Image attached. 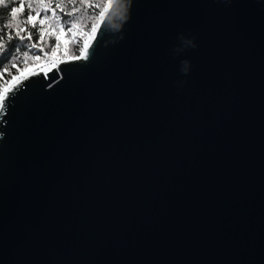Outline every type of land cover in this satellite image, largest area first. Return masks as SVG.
I'll return each mask as SVG.
<instances>
[{"label":"water","instance_id":"1","mask_svg":"<svg viewBox=\"0 0 264 264\" xmlns=\"http://www.w3.org/2000/svg\"><path fill=\"white\" fill-rule=\"evenodd\" d=\"M122 32L4 93L0 264H264V0H133Z\"/></svg>","mask_w":264,"mask_h":264},{"label":"snow or ice","instance_id":"2","mask_svg":"<svg viewBox=\"0 0 264 264\" xmlns=\"http://www.w3.org/2000/svg\"><path fill=\"white\" fill-rule=\"evenodd\" d=\"M4 0H0L3 4ZM27 8V16L20 22H17V14L21 13ZM112 7L111 0H104L103 5L99 0H34V2L25 3L19 2L18 6L10 8L9 19L0 27V54H5L7 51V44L13 41L28 42V47L39 48L44 56H55L61 44L67 47L74 44L80 53V56H73V59L87 58L86 50L89 47V42L92 36L97 31L100 24H103L106 15ZM89 9L94 10L91 17V33L82 31L84 14ZM98 10V11H95ZM77 13L81 15L77 16ZM36 30L37 38L33 39V31ZM45 35H48L50 42L48 49L45 50ZM7 42V44H6ZM82 43V47L80 46ZM23 57L27 58L28 53H22ZM21 59L20 56H14L11 59V68H16V62ZM33 59L39 60L41 56H36ZM27 60L25 59V64ZM51 67H56L55 60L52 61ZM9 68L4 67L0 72V76L8 73ZM32 73H29L31 75ZM55 75V73H53ZM17 75H11L10 81L19 83ZM9 81H6L8 83ZM4 95L0 93V105L3 104Z\"/></svg>","mask_w":264,"mask_h":264},{"label":"trees","instance_id":"3","mask_svg":"<svg viewBox=\"0 0 264 264\" xmlns=\"http://www.w3.org/2000/svg\"><path fill=\"white\" fill-rule=\"evenodd\" d=\"M19 2L25 3V6L27 3L34 2V0H4L3 4H0V27H2L3 23H6L11 17L9 16L10 8L14 6H18ZM92 9H89L87 13L84 14V20L82 21L83 29L82 31H86L91 33V23L92 21L87 19V16L93 14ZM98 11V10H95ZM27 8L25 7V10L21 13L17 14V22L22 21L27 16ZM77 16L81 15V13H77ZM33 31V39L35 40L37 38L36 36V30ZM45 50L48 49V43L50 42V38L48 35H45ZM7 44V42H6ZM83 46L82 43L80 45ZM27 52L29 55L27 58L23 57L22 53ZM76 54H79L78 48L74 44H70L67 49L61 44V47L57 50V53L55 56L48 55L44 56L39 48H30L28 47V42H21V41H13L10 44H7V51L5 54H0V72L3 71L4 67L9 68L8 73H4L3 76H0V93L4 95V93L9 89L11 85L15 83V81H10L11 75H17L18 77H24L27 76L32 70L41 67L43 65H46L47 61H62V60H70L73 59L72 57ZM80 55V54H79ZM14 56H20L21 59L16 62L17 67L11 68V59ZM36 56H41V59L35 60L33 59ZM25 59L27 60V63L25 64ZM6 81H9L6 83Z\"/></svg>","mask_w":264,"mask_h":264},{"label":"clouds","instance_id":"4","mask_svg":"<svg viewBox=\"0 0 264 264\" xmlns=\"http://www.w3.org/2000/svg\"><path fill=\"white\" fill-rule=\"evenodd\" d=\"M99 2L103 5L104 0H99ZM111 2L112 7L106 15L104 24L108 32H120L119 39H123L122 28L130 19L133 0H111ZM87 19L90 20L91 17H88ZM178 40L179 44H177L172 50L173 55H178L188 49H195L198 47L195 36H186L185 34L180 33L178 34ZM111 42L114 43L116 40H112ZM179 71L182 75L187 76L191 71V61L187 58L182 59L180 61ZM185 83L186 81L184 80L177 81L178 86L181 88Z\"/></svg>","mask_w":264,"mask_h":264},{"label":"rangeland","instance_id":"5","mask_svg":"<svg viewBox=\"0 0 264 264\" xmlns=\"http://www.w3.org/2000/svg\"><path fill=\"white\" fill-rule=\"evenodd\" d=\"M79 54H80V53H79ZM79 54H76V55H74V56H80ZM46 64H52V62H51V61H47ZM44 66H45V65H44Z\"/></svg>","mask_w":264,"mask_h":264},{"label":"bare ground","instance_id":"6","mask_svg":"<svg viewBox=\"0 0 264 264\" xmlns=\"http://www.w3.org/2000/svg\"><path fill=\"white\" fill-rule=\"evenodd\" d=\"M42 70H44V71H45V69H42Z\"/></svg>","mask_w":264,"mask_h":264}]
</instances>
